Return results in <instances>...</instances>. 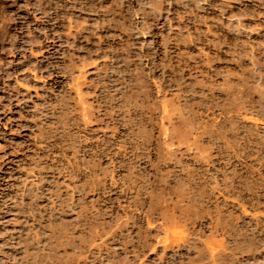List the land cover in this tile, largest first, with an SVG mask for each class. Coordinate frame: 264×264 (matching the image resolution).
Segmentation results:
<instances>
[{
	"label": "rangeland",
	"instance_id": "obj_1",
	"mask_svg": "<svg viewBox=\"0 0 264 264\" xmlns=\"http://www.w3.org/2000/svg\"><path fill=\"white\" fill-rule=\"evenodd\" d=\"M0 264H264V0H0Z\"/></svg>",
	"mask_w": 264,
	"mask_h": 264
}]
</instances>
